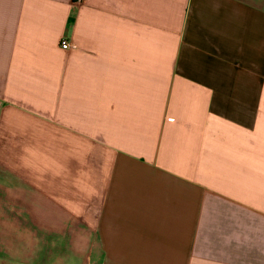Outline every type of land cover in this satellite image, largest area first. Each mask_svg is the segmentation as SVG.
Instances as JSON below:
<instances>
[{
	"label": "crops",
	"instance_id": "0c3cea01",
	"mask_svg": "<svg viewBox=\"0 0 264 264\" xmlns=\"http://www.w3.org/2000/svg\"><path fill=\"white\" fill-rule=\"evenodd\" d=\"M0 260L264 264V0H0Z\"/></svg>",
	"mask_w": 264,
	"mask_h": 264
},
{
	"label": "built area",
	"instance_id": "2783aa9c",
	"mask_svg": "<svg viewBox=\"0 0 264 264\" xmlns=\"http://www.w3.org/2000/svg\"><path fill=\"white\" fill-rule=\"evenodd\" d=\"M61 48L63 49V50H66V49H69V48H72V45H70L68 42H66V41H62L61 42Z\"/></svg>",
	"mask_w": 264,
	"mask_h": 264
},
{
	"label": "rangeland",
	"instance_id": "374dc122",
	"mask_svg": "<svg viewBox=\"0 0 264 264\" xmlns=\"http://www.w3.org/2000/svg\"><path fill=\"white\" fill-rule=\"evenodd\" d=\"M59 255H60V254H59ZM0 264H12V263H11L10 261H9V262H8V261H5V262H4V261H1V260H0Z\"/></svg>",
	"mask_w": 264,
	"mask_h": 264
}]
</instances>
